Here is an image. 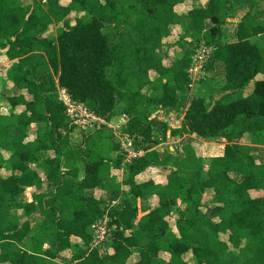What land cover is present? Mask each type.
I'll return each mask as SVG.
<instances>
[{"label":"trees","instance_id":"1","mask_svg":"<svg viewBox=\"0 0 264 264\" xmlns=\"http://www.w3.org/2000/svg\"><path fill=\"white\" fill-rule=\"evenodd\" d=\"M186 1L0 0V52L12 62L5 81L15 91L7 97L8 112L0 105V169L9 164L12 170L8 177L0 175V264H63L58 260L66 259L62 253L70 249L71 237L90 245L92 225L106 215L87 190L120 188L111 170L123 157L106 160L97 146L101 135L72 143L69 132L76 127L60 89L107 120L121 110L130 120L123 134L145 151L128 165L124 184L130 206L107 214V253L91 248L74 257L76 264H128L134 252L140 256L136 264H264V194H252L264 192V158L240 143L248 136L264 146V42L254 41L264 36V9L260 19L247 12L235 24V40L222 42L230 10L251 9L264 0H209L205 7L178 13L176 7ZM73 13L81 15L69 20ZM179 34L175 44L182 54L166 66L160 50L169 49L168 40ZM202 45L213 48L206 70L222 64L225 84L196 96L188 89V69ZM18 106L25 108L17 113ZM154 107L184 113L174 136L224 141L223 154L207 160L183 143L169 163L165 185L138 183L136 177L149 167L168 165L158 151L162 139L150 116ZM32 124L39 128L30 141ZM47 151L55 156L41 160ZM34 163L54 188L20 202L27 187L42 185ZM209 190L212 205H205ZM152 196L159 205L142 215V199ZM170 200L184 206L174 222L177 233L171 231ZM216 208L218 220L212 216ZM16 209L25 212V220L13 215ZM36 212L39 217H33ZM161 252L169 254L168 261L160 259Z\"/></svg>","mask_w":264,"mask_h":264},{"label":"crops","instance_id":"2","mask_svg":"<svg viewBox=\"0 0 264 264\" xmlns=\"http://www.w3.org/2000/svg\"><path fill=\"white\" fill-rule=\"evenodd\" d=\"M22 1L27 2V0H22ZM73 14H76V13H73ZM80 15L81 14H78V16H80ZM237 17L239 18V15ZM233 20H235V19H233V18L228 19L229 22H235ZM239 20L240 19H238L237 21H239ZM237 21H236V23H237ZM53 31L54 30H51L50 34L57 32V31H54V32ZM233 37L235 40V34ZM172 50L173 49H171V51ZM0 55L3 57V61H4L3 64L0 63V77H1V72L4 71V77H3L4 79L1 78V82L3 83V86L1 85V89H0L1 90L0 105L2 107H5L3 109L6 112H8V110L10 109V106H9V102L7 100V97L10 94H14L15 91H14L11 83L7 80L5 81V79L7 78V70L9 69L12 62L10 60H8L6 53L0 52ZM179 56H181V55H178V57ZM178 57L175 56L174 62ZM164 63H165V61H164ZM216 69L217 68H215L214 70H210V71L207 70L206 76L204 77V79H207V76L210 77L211 76L210 74H217ZM223 70H224V67H223L222 71ZM222 81H225V72L223 73ZM195 83L198 84L199 82H195ZM224 84H225V82L223 83V86H224ZM191 86H194V84L188 85V89L190 90V92H192ZM2 89H4V90L6 89V90L3 92ZM60 90H59V92H60ZM62 90H64V89H62ZM195 90H196V88H195ZM252 90H253V86H251L248 89V92H251ZM65 91H66V89H65ZM199 95H203V96L210 95V92H208L207 89L204 88V89H202V91L200 92ZM24 108H25L24 106H18L16 108V112L20 113L24 110ZM156 109H158V111H156ZM152 111H154L152 116H156L157 119L160 120L159 123H158V121H156L159 125L163 124L164 121H167V122H165V126H164V127H167L166 130H164L165 132H162V129L160 127H158L159 125L158 126L153 125V127L155 126L154 128H156L158 130L159 139H162V143L158 147V149L162 147V151H160V156L161 157L165 156V160H166L165 162H167L168 165H166L164 167H158V166L149 167L147 170L143 171L142 173H140L136 177V180L138 183H144L148 180H154L157 184L165 185L167 183V175L170 172V169L172 168L171 164H169V163L174 160V157H177V156H175L176 155L175 150L180 149L182 147L183 143H191L195 148L198 149L197 152L207 160L211 159L212 157L219 156V155L223 154L224 147L226 144L224 141H202L199 139V137L189 136L188 134H184L182 136H179V135L174 136L172 134V131L181 126L184 115L183 116L180 115V117L179 116L177 117V113L175 110L167 111V110H164L162 108H155V107L152 109ZM129 121H130L129 118L124 113H122L121 110H119V113L116 117H114L111 120H107V124H105L104 126H102L99 129L85 130V129H82L80 126H77V125L70 123L71 126L76 127L75 129H71L69 132L72 143L74 141H81L82 139L84 140V138L87 139L88 137H91L94 134L98 135V136L101 135L103 137V139H102L103 141L98 142L97 146H98L99 150L101 151L100 153L102 154V156L104 158H106V160H109V161L117 160L121 156L123 157V160L120 163V167L115 168L114 166H112L113 168L111 170L112 176L116 178V183L118 185H120V188H117L116 190H113V191H108V190H104L101 188H93V189L87 190V192H86L87 196L94 197L95 199H97V201L100 202L102 209L106 213L105 218H107L108 221H110V218L107 214H108L110 209L114 208V209H117L119 211H123V210H126L131 204V198H130V194H129V191H130L129 186H126L124 184V182H126V180L129 177V169H128L129 162L126 161V157L124 156V148H123L122 139H121V137H118L116 135V133H120V132L124 133V130L128 126ZM38 128H39V124H32L29 127V130H28L29 138H28V140L33 141L36 138ZM61 132L63 134H66L68 132V128L62 129ZM111 142H114L112 148L110 147ZM240 143L246 144V145H251L252 149H253V154H257V155L264 158V146L253 144L251 141V138H249L248 136H245ZM84 146L85 145H83V147ZM54 156H55V154L52 151L42 152L41 153V160H44L48 157H54ZM6 157H8V155H6ZM8 165L9 164H6L5 167L0 169V175H2L3 177H8L12 174V170L10 169L11 167H9ZM32 167L41 177L42 185L40 187H37V186L27 187L26 188V194L20 200V202H23V201L31 202L33 200V194L34 193H36V192H40V193L41 192L42 193L49 192L51 189L54 188L50 184L49 180L47 179L46 172L42 167H40L37 163L32 164ZM63 170H65V168H63ZM84 170H85L84 165H82L81 173L79 175L80 179L84 178V176H85ZM157 170H159V172H161L162 175H159ZM211 199H212V193L209 190L206 193L205 205H212ZM170 203H171L172 209H173V216H172V218L169 219V221L171 223V227H172L171 231L177 233V229H176V226L174 225V222L178 216L179 208H181V210H183L184 206L179 201H175V200H170ZM140 205L143 208L142 209V215L147 214L149 211H151L153 208H155L159 205V199L157 196H152L150 198H144V199H142ZM218 213H219V208H216V210H214L212 212V216L214 217L215 220H218V216H217ZM13 215L20 217L22 220L26 219L25 212L22 209L14 210ZM39 215H40V212H36L33 215V217L34 216L39 217ZM38 221H40V220H38ZM47 247H48V244L46 243L44 248H47ZM108 247H109L108 245H106V246L104 245V246L99 247L101 255H105L107 253ZM91 248H92L91 244L87 245L81 238H79L77 236H72L70 249L64 251L62 254H65L66 259H70V260L74 261V257L76 255H79V256L88 255ZM1 251H2V249H1V245H0V254H1ZM66 259H59L58 262L63 263V264H69V263L70 264L71 263L76 264V262H78V259H76L74 262H72L70 260L66 261ZM139 259H140L139 253L134 252L132 254V256L130 257L128 264H136L139 261ZM160 259L168 261L169 260V254H167L166 252H161L160 253ZM1 264H12V263L11 262H5V263H1Z\"/></svg>","mask_w":264,"mask_h":264},{"label":"built area","instance_id":"3","mask_svg":"<svg viewBox=\"0 0 264 264\" xmlns=\"http://www.w3.org/2000/svg\"><path fill=\"white\" fill-rule=\"evenodd\" d=\"M213 48L207 46H200L196 49V52L192 56V63L188 69L189 76L191 78L190 85L195 82H199L206 76V66L210 61ZM60 101L66 106L67 116L71 124L80 126L85 130L99 129L107 124V119L91 111L84 103H76L72 100L70 94L64 90L59 92ZM118 137H121L124 148V156L126 161L131 163L136 158L143 156L145 151L138 149L134 140L123 132L116 133ZM93 240L92 248L104 246L103 244L109 239L111 235V227L107 218L101 219L92 225ZM74 264V263H71Z\"/></svg>","mask_w":264,"mask_h":264},{"label":"rangeland","instance_id":"4","mask_svg":"<svg viewBox=\"0 0 264 264\" xmlns=\"http://www.w3.org/2000/svg\"><path fill=\"white\" fill-rule=\"evenodd\" d=\"M208 1L209 0H198V1H195V0H187L184 4H182V5H179V6H177L176 7V11L178 12V13H180V14H185V13H187L189 10H191V9H193V8H200V7H205L207 4H208ZM23 3H26V1H22ZM70 2V0H62V3L64 4V5H67L68 3ZM262 9H264V2H261L260 4H259V6H257V7H254V8H248V7H245V6H242L241 8H239V11H237L236 12V10H230V17L231 18H233V19H235V20H233V21H235V22H229V23H227V26L225 25V30H226V32H225V34H224V36H223V39H222V42H229V41H233L234 40V34H235V24H236V21L238 20V19H241L247 12H251L255 17H257V18H259L260 19V13H261V11H262ZM239 12V13H238ZM237 13V14H236ZM239 15V18L237 17ZM78 16V13H76V14H72V16H70L69 17V20H73L74 18H76ZM237 19V20H236ZM231 21V20H230ZM238 22V21H237ZM51 30H54V31H57L58 30V25H55V26H53L51 29H50V31ZM53 31V32H54ZM52 32V33H53ZM55 35H56V32H54L53 33V37H55ZM181 34H179V36H178V40H176V35H175V37H171L168 41H169V45H168V47H169V49L167 48V47H165V48H163V49H161L160 50V53L162 54V56H163V58H164V61H165V65L166 66H172L173 65V62H174V58H175V56H177L178 57V55H181L182 54V50H181V47L178 45V44H175L176 42H178L179 41V39H181ZM188 37H190V36H188ZM260 39V41H262V42H264V36H261V37H258V38H255L254 39V41H257V40H259ZM173 43L175 44L174 46H172L173 45ZM172 47V48H171ZM171 49H173L172 51H171ZM2 53H5V50H2ZM175 55V56H174ZM167 59V60H166ZM6 61V60H5ZM3 57L0 55V63H2L3 64ZM223 65L222 64H220V63H218V64H215V68H217L216 70H217V74H210L211 76L209 77V76H207V79L204 81V82H202V83H194V86H191V89H192V94L193 95H198V94H200V92L202 91V89H204V88H206L207 89V91L208 92H210L211 91V89H216V90H218V91H220V87H222L223 86V83L225 82V81H222V77H223V73L225 72V70H223L222 71V69H223ZM6 68V67H5ZM152 74V77L155 79L156 78V76H157V74L155 73V72H151ZM4 77V71H2L1 72V77H0V89H1V85L3 86V83L1 82V78H3ZM4 79V78H3ZM218 85V86H217ZM201 87V88H200ZM195 88H196V90H195ZM211 88V89H210ZM194 89V90H193ZM6 90V89H5ZM4 89H2V91L4 92L5 91ZM146 92H148V93H150V88H147L146 90H145ZM0 93H1V90H0ZM217 94H219V93H217ZM216 94V95H217ZM156 111H158V109H156ZM153 113H154V111H152L151 112V119H152V123H153V125H155V126H158L159 124V122H160V120H158L157 119V117L156 116H152L153 115ZM176 113H177V117L179 116L180 117V115H184V113L182 112V113H179V112H177L176 111ZM179 114V115H178ZM164 120V119H163ZM156 121H158V123L156 122ZM165 122H167V121H164V123L163 124H161V125H159L158 127H160L161 129H162V132H165L164 130H166V128L167 127H164L165 126ZM154 126V127H155ZM168 126V125H167ZM113 143L114 142H111L110 143V147L112 148L113 147ZM198 147V146H197ZM197 149V148H196ZM111 150V149H110ZM198 150V149H197ZM206 153V152H205ZM255 155H257V154H255ZM157 172H158V174L159 175H162V173L161 172H159V170H157ZM254 196H261V195H263L264 194V192H253L252 193ZM221 237L223 238V239H227V235L226 234H222L221 235ZM190 256V254L189 255H187V257H189ZM191 257V256H190ZM191 264H195V263H193V262H190Z\"/></svg>","mask_w":264,"mask_h":264},{"label":"water","instance_id":"5","mask_svg":"<svg viewBox=\"0 0 264 264\" xmlns=\"http://www.w3.org/2000/svg\"><path fill=\"white\" fill-rule=\"evenodd\" d=\"M158 151H159V152H160V151H162V147H161V148H159V149H158Z\"/></svg>","mask_w":264,"mask_h":264}]
</instances>
